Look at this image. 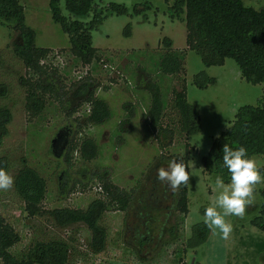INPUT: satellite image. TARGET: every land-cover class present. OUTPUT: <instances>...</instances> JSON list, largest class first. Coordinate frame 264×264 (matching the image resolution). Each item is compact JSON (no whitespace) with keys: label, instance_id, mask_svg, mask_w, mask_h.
I'll return each mask as SVG.
<instances>
[{"label":"rangeland","instance_id":"1","mask_svg":"<svg viewBox=\"0 0 264 264\" xmlns=\"http://www.w3.org/2000/svg\"><path fill=\"white\" fill-rule=\"evenodd\" d=\"M241 1L256 9L264 3ZM19 2L24 23L34 31V44L50 48L46 61L51 65L46 66L47 74L42 79L49 82L51 90L40 93L39 101L25 97L26 86L21 78L30 72L12 52L15 31L0 22V106H6L10 112L0 139V158L5 160V170L12 176L25 164L45 180L40 201L43 211L35 215L25 212L14 186L0 191V214L19 236L9 250L19 257L34 241L52 238L67 245L64 264H264V229L251 222L260 203L258 189L262 183L256 186L254 203L243 218L226 217L233 226L228 240L222 238L219 229L208 227L202 242L194 247L185 246L191 224L205 220V209L217 195L216 175L203 168L200 157L211 138L230 123L238 105L257 101L263 91L262 83L243 79L231 57H224L221 64L205 65L190 48H184V73L156 72L158 55L165 48L163 36L170 39L171 47H185L184 21L169 15L172 0H92V7L85 13L69 11L64 0H57L60 13L67 18L87 21L94 11L99 12L100 21L90 29L91 44L99 49L100 56L93 66L73 62L67 34L51 18L48 0ZM115 3L123 9L117 11ZM85 68L95 86L94 94L109 109V115L98 123L84 120L89 105L86 101L79 103L81 98L73 95L80 82L77 78L85 73ZM199 71L212 80L204 86L195 84L193 77ZM182 75L186 99L194 106L199 123L197 131L188 134L178 128L177 113L171 106V88L179 87ZM149 79L158 83L161 92L160 123L173 130L170 143L164 146L158 144L156 125L147 118L150 95L145 84ZM122 119L126 121L120 122ZM61 128L64 133L58 142L63 141L62 148L54 151L51 141ZM85 137L94 140L96 149L87 158L80 150ZM69 140L75 141L76 147L68 152L69 159L65 161ZM184 150L191 177L186 186L187 211L180 220L171 195L174 192L159 181L158 222L166 218L169 224L176 219L175 235L170 236L165 225L162 234L150 238L151 243L143 241L137 251L132 236L133 211L148 199L151 178L157 177L158 169L178 161L177 156H183ZM251 156L264 164L262 154ZM99 176L129 191L131 199L125 210L110 207L101 212L98 222L106 235L102 248L94 251L88 244L90 234L83 222L58 224L49 210L84 208L92 199L102 196ZM161 187H166L165 197Z\"/></svg>","mask_w":264,"mask_h":264},{"label":"trees","instance_id":"2","mask_svg":"<svg viewBox=\"0 0 264 264\" xmlns=\"http://www.w3.org/2000/svg\"><path fill=\"white\" fill-rule=\"evenodd\" d=\"M91 2L92 0H64L65 7L74 13L87 12L92 7ZM48 5L51 18L57 21L62 31L67 34L68 51L73 55V62L76 60L79 63L93 66L100 56L99 49L91 44L90 29L100 21L99 12L94 11L87 21H82L67 18L61 14L57 0H48ZM113 5L117 7V11L123 9L117 3ZM169 15L177 16L184 21L185 47L173 48L170 39L163 36L165 48L158 55L156 72L184 73V48H190L199 54L205 65L221 64L224 57H231L236 62L239 75L243 79L252 83L264 81V3L256 9L243 4L241 0H172L169 5ZM0 22L8 24L15 31L11 39L12 52L20 58L24 67L30 72L29 76L21 78L26 86L25 97L28 100L39 101L40 93L51 90L49 82L42 79L47 74L46 66L51 65L46 61L50 48L34 44V31L23 21V8L19 0H0ZM52 69L55 67L52 66ZM86 73L87 71L77 78L80 82L74 89L73 95L81 98L79 103L86 101L89 105L84 120L98 123L109 115V109L106 102L94 94L95 86L90 81L89 74ZM183 76L180 78L179 87L171 88V106L177 113L178 128L188 134L197 131L199 123L194 106L186 99ZM211 80V76L203 71L195 73L193 77V81L198 86H204L207 81ZM145 87L150 95L147 118L156 125L158 144L167 145L171 141L173 130L167 124L160 123L163 102L158 83L149 79ZM9 117V109L6 106H0V139L5 134V124ZM124 119L120 122L126 121ZM225 143L233 148L245 147L249 156L253 153H260L264 156L263 92L254 104L242 103L236 107L230 123L211 138L205 154L200 157L204 169H208L216 176L221 175L224 181L228 182L230 173L223 166L222 160V147ZM74 147H76V142L69 140L68 150L64 154L65 161H68V152ZM80 148L85 158L93 156L96 150L94 140L90 137L81 140ZM177 160L187 165L185 150L183 156H177ZM0 167L6 168L3 158H0ZM260 171L264 175V164H261ZM13 177L15 179L14 189L23 202L25 212L28 215L41 213L43 209L40 201L45 192L44 178L36 169L25 164L18 168ZM99 178L101 179L99 187L102 196L92 199L84 208L57 207L49 210L50 215L58 224L83 222L90 234L88 244L94 251L102 248L106 235L104 226L98 222L101 212L110 207L125 210L131 199L129 191L117 187L103 176ZM159 186V181L156 179L150 188L149 195H146L148 199L141 204L139 200L138 207L133 211L135 225L132 226V236L136 241L134 246L137 251L143 241L147 242L150 238H157L160 233L162 234L161 230L165 228V225H167L170 236L175 235V228L178 224L176 219L169 224H166V218L158 222L161 214L158 205L160 198L157 194L160 191ZM165 190L166 187H161L163 197H165ZM258 191L260 203L251 222L264 229V183ZM171 195L174 196V208L180 214L178 218L182 220L187 211L186 186L182 185L177 192ZM155 230H157L156 233ZM207 232L208 226L203 220L192 223L185 246H196L206 238ZM18 239L16 230L0 214V260L2 264H64L67 259L66 243L61 239L52 238L34 241L22 256H15L9 247Z\"/></svg>","mask_w":264,"mask_h":264},{"label":"clouds","instance_id":"3","mask_svg":"<svg viewBox=\"0 0 264 264\" xmlns=\"http://www.w3.org/2000/svg\"><path fill=\"white\" fill-rule=\"evenodd\" d=\"M222 153L223 166L230 173V182L225 183L221 175L215 177L217 195L205 209L204 222L209 228L219 229L222 238L228 240L233 226L226 217H244L247 208L254 203L256 186L264 183V175L260 171L261 165L255 157L249 156L245 147L233 148L225 143ZM156 178L175 193L182 185L187 186L191 177L184 162L170 161L167 168L158 169ZM14 183V177L0 167V191L11 189Z\"/></svg>","mask_w":264,"mask_h":264},{"label":"water","instance_id":"4","mask_svg":"<svg viewBox=\"0 0 264 264\" xmlns=\"http://www.w3.org/2000/svg\"><path fill=\"white\" fill-rule=\"evenodd\" d=\"M62 134H63L62 129H59V131L56 133V135L52 138L51 143L54 146V151H59L62 148L63 141L60 142V144H58V141L60 140ZM63 139L65 140V138H63ZM56 149H58V150H56ZM191 261H192V259H191Z\"/></svg>","mask_w":264,"mask_h":264},{"label":"built area","instance_id":"5","mask_svg":"<svg viewBox=\"0 0 264 264\" xmlns=\"http://www.w3.org/2000/svg\"><path fill=\"white\" fill-rule=\"evenodd\" d=\"M53 53H54V57L57 58V57H58L57 52L54 51ZM85 71H86V68H85L84 72H85ZM262 90H263L262 92H263V94H264V81L262 82Z\"/></svg>","mask_w":264,"mask_h":264},{"label":"flooded vegetation","instance_id":"6","mask_svg":"<svg viewBox=\"0 0 264 264\" xmlns=\"http://www.w3.org/2000/svg\"><path fill=\"white\" fill-rule=\"evenodd\" d=\"M62 129V128H61ZM63 131V130H62ZM58 144H60V142H58ZM157 178H156V176H153L152 178H151V181L153 182V184L155 183V180H156ZM162 183H164V182H162ZM150 188H152V186H150ZM149 188V189H150Z\"/></svg>","mask_w":264,"mask_h":264}]
</instances>
